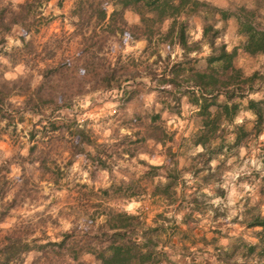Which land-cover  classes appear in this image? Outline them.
<instances>
[{
  "label": "trees",
  "instance_id": "obj_1",
  "mask_svg": "<svg viewBox=\"0 0 264 264\" xmlns=\"http://www.w3.org/2000/svg\"><path fill=\"white\" fill-rule=\"evenodd\" d=\"M42 1L24 0L18 8H3L0 16V39L5 40L14 26L31 32L32 26L36 24L35 18L45 16L43 9H36L37 4ZM221 1L73 0L67 14L71 30L53 32V42L46 40L40 45L33 35L25 38L20 34L22 46L16 47L12 55H15L16 50V53L21 54L22 60H25L26 54H39L36 53L39 51L45 54L49 51L43 57V64L36 69L40 77L38 85L29 95H25L17 109L9 107L12 104L8 101V94L13 89H3L8 83L6 79L0 82L2 115L10 119L15 117V122L24 120V112L38 116V119H33V126L28 132L30 143L27 153L21 157L34 159L43 168L49 167L48 159H55L48 151L51 143L46 142L45 135L39 139L35 136L37 130L43 133L49 131L47 137L54 136L55 121L49 119L45 122L44 119L49 118L46 110L52 114V108L43 105L47 101L54 103L56 94L62 92V95H58L60 103L57 108L76 110L75 114H78L83 113L78 112L79 108L84 107L90 101L89 98L98 92L115 88L117 94L122 95L128 82L147 80L152 83L150 89L169 95L180 114L184 112L183 99L193 105V115L198 118V127L188 140L191 145L201 146L199 150L190 153L193 161H190L189 169L192 171L194 192L199 191L201 185L208 184L214 177L218 180V175L214 176L212 171L211 160L225 153L223 147L229 142L226 139L227 133L234 134L232 143L228 145L231 147L240 144L244 134L253 132L256 137L264 130V90H260L264 85V70L254 68L248 72L237 63L240 51L252 56L264 54V0ZM56 4L62 7L63 0H57ZM62 16L65 18L66 15L62 13ZM196 20L200 34L194 38L190 31ZM229 22L235 25V33L240 37L239 42L230 47L223 38ZM65 37L75 40L74 51H59L60 47L65 48ZM113 37H116L120 48L125 43L131 46L134 41L141 40L145 41V45L136 49L139 51L138 56L133 52L126 55L122 52L114 54L108 43ZM54 43L56 45L52 47L51 44ZM162 45L167 48L164 53ZM204 47L208 50L203 54ZM12 55L10 60L17 62ZM64 79L70 82H59ZM74 81H77L80 89L85 88L86 91L72 90ZM256 92L257 97L251 95ZM242 105L254 114L249 130H245L243 123H238L235 119ZM16 112L19 113L18 117L14 115ZM228 124L231 125L230 128L227 127ZM69 128L67 138L66 131H62V146L68 152L65 157L68 163L75 156L83 155L90 162L91 174L96 169L111 172V158L113 154L120 153L118 147H107L104 141H97L93 147L94 152H91L86 148L94 142L89 130L81 123H75ZM154 131L155 129L152 134L142 135L141 139L161 141L160 135L153 133ZM122 137L130 136L129 133H124ZM167 148L172 167L165 169V181H157L152 191V194L167 195L164 197L175 193L179 181L184 180L176 166V151H172L171 146ZM145 164L147 168L142 171V175L128 176L126 180H111L106 185H100L98 191H94L86 182L77 183L81 189L77 191L76 203L83 211L71 220L70 227L61 231L59 239L34 243L36 237L28 239L20 233L9 234L7 239L0 241V264L21 259V256L33 250L44 249V254H47L48 245L56 246L55 252L64 256L67 264H72L70 260H74V264H88L82 259L85 255L93 257L91 264H156L162 259L166 260V264H194L191 261L177 263L175 256L187 254L189 247L183 246L180 251L174 241L164 239L163 235L168 228L171 231L178 230L180 223L188 222L187 217L191 216L194 208H199L196 196L191 199L193 208L190 212H184L178 217L160 212L153 222H147L141 212H128L120 206L123 200L137 197L140 182L153 180L158 174L157 170L163 167L161 163ZM205 168L208 173L200 174ZM215 194L225 196L226 189L216 185ZM18 204L20 203L14 198L0 201L3 211ZM209 205L213 207L212 203ZM213 209L218 210L216 206ZM215 211L211 223L216 220ZM244 211L246 216L243 226H261L264 229V215L255 213L249 207ZM210 227L216 233L222 232L220 227ZM257 235L256 242L238 239L230 246H215L218 260L223 264H264V237L259 233ZM216 236L215 234L212 239H216ZM240 247L242 261L236 255Z\"/></svg>",
  "mask_w": 264,
  "mask_h": 264
},
{
  "label": "rangeland",
  "instance_id": "obj_2",
  "mask_svg": "<svg viewBox=\"0 0 264 264\" xmlns=\"http://www.w3.org/2000/svg\"><path fill=\"white\" fill-rule=\"evenodd\" d=\"M23 1L0 0V16L3 8L7 10L18 8ZM56 2L57 0H43L41 4H37L36 9H43L45 16L40 15L35 18L36 24L32 26L31 32H25L22 27L14 26L5 40L0 39V82L6 79L8 83L3 89L7 90V87L13 89L12 93L8 94V101L12 104L9 105L10 109H17L25 95H29L28 93L38 85L40 77L36 69L43 64L44 55L49 54V51L45 54L41 53L42 51L36 52L39 54L30 53L24 56L25 60L24 58L22 60L21 54L16 53V50L15 55H12L16 47L22 46L20 34L25 38L33 35L41 45L46 40L53 42L54 38H51L53 32H60L61 29L66 32L71 30L67 14L73 0H63L62 7L57 6ZM62 13L66 15L65 18ZM198 29L199 23L196 20L190 31L194 38L199 37ZM1 32L2 29H0V37ZM223 38L228 42L229 47L239 42L240 37L235 33V25L232 22H229ZM63 41L66 43L65 48L60 47L59 51L60 49H65L66 52L74 51L75 40L65 37ZM108 43L114 54L122 52L126 55L128 52H133L136 56L139 54L136 49L145 45V41L141 40L134 41L131 46L125 43L120 48L116 37L111 38ZM51 45L54 47L56 44ZM207 50L208 48L204 47L202 53H206ZM166 51V45H162V52ZM10 52L17 62L10 60ZM237 63L248 72L254 68L264 70V54L252 56L240 51ZM59 82L64 84L70 81L64 79ZM76 82L72 83V90L86 91L85 88L80 89ZM151 84L147 80L128 82L122 90V95H118L115 88L98 92L89 98L90 101L84 107L77 110L83 112L78 114H75L76 110L57 108L60 103L58 95H62V92L56 94L54 103L47 101L43 106L52 108V114L46 110L45 113L49 118L44 119L45 122L49 119L55 121L54 136L47 137L49 131L43 133L40 130H37L35 136L39 139L45 135L46 142L51 143L48 151L55 159H48L49 167L45 168L40 167L39 162L34 159L21 157L27 153L30 143L28 132L33 126V119H38V116L24 112V120L15 122V117L10 119L0 111V201L5 202L6 199L14 198L20 203L8 211H3L4 208L0 206V241L7 239V235L16 233L27 236L28 239L36 237L34 243L59 239L61 231L70 227L71 220L83 211L76 203L77 191L81 189L77 183L86 182L94 191H98L100 185H106L111 180L121 178L126 180L128 176L142 175V171L147 168L145 164L147 162L161 163L163 167L157 170L158 174L153 180L145 181L147 183L143 180L140 182L141 187L138 188L140 192L137 197L127 198L120 203L125 210L132 213L141 212L147 222H153L160 212L166 215L174 214L177 217L184 212H190L193 208L192 197L198 198L199 208H194L191 216L187 217L188 222L180 223L178 230L171 231L168 228L167 233L165 231L166 234L163 235L164 239L174 241L180 251L183 246L189 247L187 254L175 256L177 263L191 261L194 264H223L216 256L215 246H230L239 241L238 239L256 242L258 233L264 237V229L261 226L246 227L242 224L246 216L244 209L248 207L255 213L260 212L264 215V130L256 137L253 132L244 134L239 146L231 147L229 146L234 134L227 133L226 139L229 142L223 147L225 153L211 160L212 171L215 173L214 176L218 175V180L214 177L208 184L201 185L199 191L194 192L192 171L189 169L190 161H193L190 159V153L199 150L201 146L191 145L188 140L198 127V118L193 115V105L183 99L184 112L180 114L173 106L169 95L150 89ZM260 90H264V85ZM251 95L257 97L258 93ZM243 105L235 119L236 122L243 123L245 130H249L254 114ZM14 115L18 117L19 113L16 112ZM75 123H81L89 130L94 142L86 148L91 152H94L93 147L97 141H104L107 147L108 145L118 147L120 153L113 154L111 158L113 159L111 172L106 169H96L91 174L90 162L83 155L75 156L70 163L65 159L68 152L64 151L62 146L64 141L62 131L67 133L69 127H73ZM227 127L230 128L231 125L228 124ZM154 129L153 133H158L161 141L153 138L141 139L142 135L152 134ZM124 133H129L130 137H122ZM68 136L69 133L66 138ZM129 139L135 141L131 142ZM169 146L172 151H176L175 158L178 161L176 166L184 180L179 181L175 193L170 197H164L167 195L152 194V191L157 181H165V169L172 167V160L167 154ZM178 146L181 150H178ZM199 173H208V169L205 168ZM216 185L226 189L225 196L215 194ZM201 200L205 203H201ZM209 203L218 210L215 211ZM214 211L216 220L211 223ZM211 225L220 227L222 232H214ZM215 234L216 239H212ZM210 239L212 241H208ZM46 248L49 249L47 254H44V249L33 250L21 256V259L4 264L68 263L64 256L55 252L56 246L48 245ZM240 249L241 247L238 252L236 251V255L238 260L242 261ZM82 259L88 264L93 261L91 255H85ZM70 261L74 264V260ZM156 264H166V260L162 259Z\"/></svg>",
  "mask_w": 264,
  "mask_h": 264
},
{
  "label": "crops",
  "instance_id": "obj_3",
  "mask_svg": "<svg viewBox=\"0 0 264 264\" xmlns=\"http://www.w3.org/2000/svg\"><path fill=\"white\" fill-rule=\"evenodd\" d=\"M214 1H216V2H218V1L222 2L221 0H214ZM198 30H199V33H200V27H199V29H198Z\"/></svg>",
  "mask_w": 264,
  "mask_h": 264
}]
</instances>
